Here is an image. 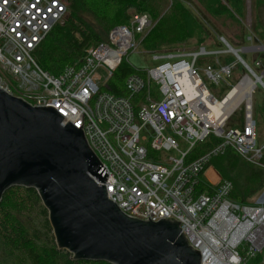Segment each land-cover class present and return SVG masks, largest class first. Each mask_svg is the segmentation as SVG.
Returning a JSON list of instances; mask_svg holds the SVG:
<instances>
[{
    "label": "built area",
    "instance_id": "1",
    "mask_svg": "<svg viewBox=\"0 0 264 264\" xmlns=\"http://www.w3.org/2000/svg\"><path fill=\"white\" fill-rule=\"evenodd\" d=\"M67 15L63 0H0V89L34 106H53L64 116L62 125L70 121L82 128L108 174L98 184L127 215L179 221L190 244L201 251V264H248L259 255L264 264V188L249 203L238 202L230 198L233 183L221 180L216 170L218 181L213 180L207 167L228 146L264 167V136L257 139L252 103L245 104L241 127L226 126L239 105L219 122L213 117L210 104L224 101L234 86L221 99L209 92L197 68L198 56L211 53L204 46L154 51V60L162 62L126 78L129 97L105 90L153 27L148 14L134 13L129 23L109 31L107 41L89 47L80 64L53 75L34 52ZM259 47L264 49L262 43ZM243 66L247 73L238 83L258 75L246 61ZM234 67L208 65L205 72L218 84ZM210 135L221 142L189 160L195 145ZM201 176L206 184L199 190Z\"/></svg>",
    "mask_w": 264,
    "mask_h": 264
},
{
    "label": "water",
    "instance_id": "2",
    "mask_svg": "<svg viewBox=\"0 0 264 264\" xmlns=\"http://www.w3.org/2000/svg\"><path fill=\"white\" fill-rule=\"evenodd\" d=\"M221 40L244 64L241 50ZM262 78L252 80L264 88ZM63 117L53 106H34L0 89V201L11 187L36 189L57 247L76 260L201 264V251L179 221L129 216L108 197L97 182L108 177L100 158L82 128L62 125Z\"/></svg>",
    "mask_w": 264,
    "mask_h": 264
},
{
    "label": "trees",
    "instance_id": "3",
    "mask_svg": "<svg viewBox=\"0 0 264 264\" xmlns=\"http://www.w3.org/2000/svg\"><path fill=\"white\" fill-rule=\"evenodd\" d=\"M63 1L68 7L64 23L57 24L34 52L39 65L56 76L68 65L80 64L89 47L107 41L109 31L116 25L129 23L134 13L148 14L153 21V27L140 44L144 50L173 49V46L184 44L192 38H195L198 48L205 43L206 36H203V29H200H205L204 25L181 0H172V3L169 0ZM197 1L210 15L211 23L223 32L222 36L227 41V35H231L230 26H241V21L246 16V0ZM251 3L252 29H246L244 40L248 41L249 37L254 36L264 44V0H251ZM199 29L200 32L195 35ZM229 43L231 44L230 41ZM240 55L244 59L242 53ZM136 72L138 71L123 60L104 89L129 97L125 81ZM262 110L264 112V107ZM255 121L260 140L258 121ZM220 142L218 137L210 135L205 141L195 145L189 154V160L207 153ZM261 162L264 165V155ZM209 166L219 173L222 180L233 183L230 198L238 202L249 203L264 188V167L245 160L230 146L213 156L207 164ZM205 184L206 178L201 176L198 189H202ZM0 264L110 263L76 260L68 251L59 249L48 219V211L36 189L14 186L4 193L0 201Z\"/></svg>",
    "mask_w": 264,
    "mask_h": 264
},
{
    "label": "rangeland",
    "instance_id": "4",
    "mask_svg": "<svg viewBox=\"0 0 264 264\" xmlns=\"http://www.w3.org/2000/svg\"><path fill=\"white\" fill-rule=\"evenodd\" d=\"M181 1L188 8H190V10H192L194 16H196V18H198L199 21H201V24L204 25L205 27V29L204 28H200V29L201 30L203 29L202 30L203 36L204 35L206 36L204 41L205 42L204 46L206 50H208L211 53L198 56L197 68L199 75L202 81L205 83L209 92L217 99H221L233 86H235L241 80V78L247 73V70L245 69L243 64H241L240 61L237 60V58L232 52L227 51L226 45L221 40L223 32H221L213 23H211L210 15H208L205 12V10L201 7L200 3L197 0H181ZM169 2L172 3V0H169ZM246 2H247L246 16L243 19V21H241L244 29L242 28V25L238 27L237 25L232 24L230 26L231 35L230 36L227 35V38L234 46V48H238L241 50L239 54L242 53L244 60L256 71V73L258 75L260 74L264 75V49L262 48L260 49L259 47L261 45V42H259L254 36L249 37L248 41L244 40L246 35V29L251 30L253 23L251 0H246ZM200 29L196 31L195 35L200 32ZM229 41L227 42L229 43ZM176 46H173V49L186 48L187 50H195V51L199 49L197 43L195 42V38L188 40L184 44L176 45ZM154 51L144 50L139 46L136 50H131L128 53V55L125 56V60L135 70L150 69L162 62V60H154L153 58ZM216 51H218L217 54L213 53ZM256 61H259L261 65H256L255 64ZM227 64L235 65L233 73L230 77L224 76L225 80L220 81L218 84L214 83L207 76L205 72L208 65L212 66L213 69H220L222 65H227ZM152 88L155 92L158 93L159 86L156 85L154 82L152 84ZM251 103L253 108V115H254L253 117L258 121V125H259L258 133L259 136L262 138L264 136V112L262 110V107H264V88L260 84H257V86L255 87L254 91L251 94ZM245 104H246L245 101L239 104V108H237L234 114L231 115L230 118L228 119L226 123L227 128L242 126ZM181 147L182 149H186L187 145L181 143ZM213 170L215 169L211 167V170L209 171L208 175L213 180L218 181V178L214 179L216 175L212 172ZM257 195L258 193L256 194V196ZM261 257L262 256L259 255L258 258L249 259L248 264H259Z\"/></svg>",
    "mask_w": 264,
    "mask_h": 264
},
{
    "label": "bare ground",
    "instance_id": "5",
    "mask_svg": "<svg viewBox=\"0 0 264 264\" xmlns=\"http://www.w3.org/2000/svg\"><path fill=\"white\" fill-rule=\"evenodd\" d=\"M255 87L256 83L253 80L244 78L243 81L230 90L229 94L224 97V101L220 100L219 102L210 104L213 117L219 122L243 101H245L247 105H250L251 94Z\"/></svg>",
    "mask_w": 264,
    "mask_h": 264
},
{
    "label": "crops",
    "instance_id": "6",
    "mask_svg": "<svg viewBox=\"0 0 264 264\" xmlns=\"http://www.w3.org/2000/svg\"><path fill=\"white\" fill-rule=\"evenodd\" d=\"M212 167V166H211ZM211 167L208 169V172L211 170Z\"/></svg>",
    "mask_w": 264,
    "mask_h": 264
}]
</instances>
